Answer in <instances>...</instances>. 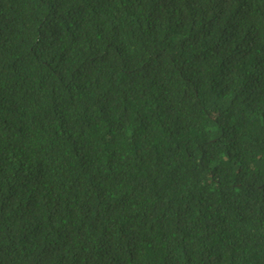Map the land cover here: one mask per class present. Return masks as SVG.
Segmentation results:
<instances>
[{
    "label": "trees",
    "instance_id": "obj_1",
    "mask_svg": "<svg viewBox=\"0 0 264 264\" xmlns=\"http://www.w3.org/2000/svg\"><path fill=\"white\" fill-rule=\"evenodd\" d=\"M0 264H264V0H0Z\"/></svg>",
    "mask_w": 264,
    "mask_h": 264
}]
</instances>
